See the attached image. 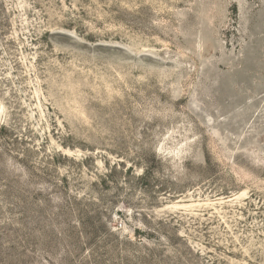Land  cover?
Masks as SVG:
<instances>
[{"label":"rangeland","instance_id":"374dc122","mask_svg":"<svg viewBox=\"0 0 264 264\" xmlns=\"http://www.w3.org/2000/svg\"><path fill=\"white\" fill-rule=\"evenodd\" d=\"M0 264H264V0H0Z\"/></svg>","mask_w":264,"mask_h":264}]
</instances>
